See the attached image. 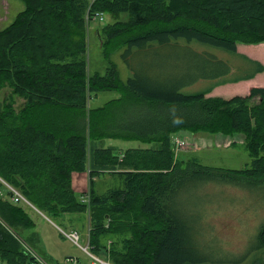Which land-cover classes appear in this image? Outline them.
<instances>
[{"label":"trees","instance_id":"16d2710c","mask_svg":"<svg viewBox=\"0 0 264 264\" xmlns=\"http://www.w3.org/2000/svg\"><path fill=\"white\" fill-rule=\"evenodd\" d=\"M21 1L25 9L0 30V91L10 90L0 101V264H31L35 254L52 262L36 223L23 203L12 202L4 182L61 228L74 215L86 220L90 250L115 264H264V221L251 250L231 261L222 242L226 254L204 244L212 240L204 239L200 221L205 207L182 204L188 196L196 202L198 190L212 184L251 193L264 207V87L230 99L209 96L219 86L253 79L264 66L246 57L256 66L251 75L184 94L186 69L176 65L182 58L175 54L172 66L168 55L171 48L186 53V42L234 55H242L238 44L264 43V0ZM101 14L112 18L98 30L105 75L90 74L87 58L88 25L101 24ZM120 52L131 73L127 82L112 61ZM190 54L188 70L207 64L205 54ZM101 92L119 97L92 106ZM17 99L24 101L19 109ZM185 132L245 137L251 166L222 169L191 159L184 168L174 161L173 137ZM106 140L151 147L121 151L105 147ZM86 171L91 188L78 194L72 174ZM106 176L123 187L98 193L95 181ZM79 222L70 227L81 230ZM20 241L37 253L26 254Z\"/></svg>","mask_w":264,"mask_h":264},{"label":"rangeland","instance_id":"374dc122","mask_svg":"<svg viewBox=\"0 0 264 264\" xmlns=\"http://www.w3.org/2000/svg\"><path fill=\"white\" fill-rule=\"evenodd\" d=\"M12 1L21 5V9L13 7L11 5ZM24 8L25 5L21 0H0V30L11 25ZM107 17L108 16L106 15L105 19H107ZM110 20L111 19L108 18L103 24L98 23L97 20H92L88 26L87 58L88 72L90 74L99 73L105 75L107 72V63L102 55L98 30L101 26L110 23ZM237 49L239 53L253 59L257 67L259 66L258 63L262 65L264 64V43L259 45L238 44ZM190 51L193 53L205 54L208 57V60H206L207 64L205 65L201 62H195L193 63V70H188L186 63L190 59ZM121 54V52L115 54L112 57V61L118 66L122 81L127 82L131 73ZM175 54H178L180 58H182V61L176 62V65H180L186 69V86L181 89V92L184 94H193L204 91L212 85L218 84V81L238 80L251 75L256 70V66L250 65L246 56L234 55L222 49L198 42H186V53L182 50L171 48L168 55L172 60V66L174 65L172 57ZM204 76L215 78H203ZM254 78L246 80L243 83H238L233 89L226 87L228 85L219 86L213 90V93L217 97H223L226 99L233 98L237 95L247 96L250 93L252 85H255V87H264V72L259 73L256 79ZM193 79H197V81L192 82ZM244 84L248 85L244 86ZM241 85L245 88L242 89L243 86L239 88ZM9 94L10 90L8 88L0 91V101L6 99ZM211 95L212 93L209 94V96ZM118 97V94L113 92H101L96 98L92 99L91 105L99 107ZM19 100L22 99H17L15 105H18L17 101ZM173 140L176 142V145H174V147H176L174 150V161L176 163H184V168L191 159H198L203 166L235 170L249 167L252 163L250 153L245 146V137L241 135L227 136L223 134H194L185 132L180 135H174ZM117 142L124 147V149H147L151 147V145H145L140 142ZM122 187L123 183L121 180L113 176L102 177L98 181L96 180L95 183V189L100 194L107 192L109 189ZM225 187H213L212 184H209L204 189L198 190L196 202L188 196L187 200L184 199L182 201V204H184V206L203 205L205 207L202 211L200 221L202 219L204 220L203 230L207 233V236L204 237V239L207 241L211 236L212 240L207 241L210 243L204 244H207L209 249L211 248L210 251L216 252L223 250L220 243L222 242L231 254H237L236 257L227 254L228 260L235 261L239 255L243 257L249 250H251V245L254 244V239L256 237L255 233L259 231L261 224L264 221V207L258 206L256 199L251 196V193L247 194L233 187L230 189ZM205 189H209L210 191L207 192ZM229 190H231L232 195L227 199L226 195ZM1 191L5 193L3 190ZM202 193L205 194V196L201 195ZM202 200H205L204 203ZM24 208L27 209L28 213L31 215H28V217L36 223V231L42 238L41 249L52 261L50 263L63 264L67 257H79L82 260H87L85 252L65 235L67 232L70 233L73 230L70 226H74L79 222V216L74 215L73 218L75 221L73 222L67 220L69 228H61L55 223V221L46 220V215L44 214L43 217L41 211L35 206L28 205ZM193 211L197 212L198 209H193ZM194 212H191V215H193ZM122 221V225H124L126 219L123 218ZM23 222L24 220H21L22 230L26 228V224L22 226ZM79 225H82L80 228L81 230L77 229L81 234L80 244L87 247L85 245L89 240L86 220L83 224L80 223ZM61 229H64L65 231ZM27 232L31 234L32 230L25 231V233ZM200 232L201 229L198 230V234ZM14 235L16 236V233H14ZM117 236L118 235L116 234L112 236L111 239H115ZM20 242L25 244L23 248L26 254H28V250L32 253H37L34 251L35 249L31 248L26 242ZM111 244L112 241H109L108 247H110ZM222 252L226 254L224 250ZM94 258L96 259L95 264H101L100 259L110 260L105 255L94 256ZM241 264H248V262L246 261Z\"/></svg>","mask_w":264,"mask_h":264},{"label":"crops","instance_id":"0c3cea01","mask_svg":"<svg viewBox=\"0 0 264 264\" xmlns=\"http://www.w3.org/2000/svg\"><path fill=\"white\" fill-rule=\"evenodd\" d=\"M24 3V2H23ZM11 5L13 6V7H15L16 9L18 8V9H21V5H19L18 3H16L15 1H12V3H11ZM25 5V4H24ZM25 9V8H24ZM105 17H106V15H104L103 16V19H101L102 21V23L101 24H103L104 22H106L107 20H108V18H110L111 20H110V22L112 21V18L110 17V16H108L107 17V19H105ZM89 26V25H88ZM239 53V52H238ZM239 54H241V53H239ZM242 55H244V54H242ZM244 56H246V55H244ZM247 58H249L248 56H246ZM250 60H252V61H254L253 59H251V58H249ZM264 65V64H263ZM107 69H108V67H107ZM258 75V74H257ZM257 75L255 76V78L254 79H256V77H257ZM240 82H244V81H240ZM240 82H237V83H227L226 85H228V86H226V87H228V88H231V89H233V87L235 88L236 87V85L238 84V83H240ZM257 86V85H256ZM252 87H255V85H252ZM116 94H118V93H116ZM214 93L212 92V95L211 96H215V94L213 95ZM118 96H119V94H118ZM98 99V98H97ZM97 99H95V100H97ZM23 100H19V101H17V103H18V105H16V108H20L21 106H22V104H23ZM91 103H92V100H91ZM103 106V105H102ZM117 141H120V140H106L105 141V147H109V146H113V147H116V148H118V149H120L121 151H125V150H127V149H124V147H122L121 145H119L118 144V142ZM122 142H126V141H122ZM133 142H137V141H133ZM90 175H89V171H86L85 173H78V172H74L73 174H72V187H73V189H74V191L76 192V193H78V194H85V193H87L89 190H90V188H91V185H90ZM99 179H97V181H98ZM96 182V181H95ZM88 242V241H87Z\"/></svg>","mask_w":264,"mask_h":264},{"label":"built area","instance_id":"2783aa9c","mask_svg":"<svg viewBox=\"0 0 264 264\" xmlns=\"http://www.w3.org/2000/svg\"><path fill=\"white\" fill-rule=\"evenodd\" d=\"M98 18L103 19V14L99 15ZM178 144H179V141H178ZM10 189L14 193L13 201L15 203H24L26 205L33 206L29 202V200L20 191H18L17 189H14L12 187H10ZM65 235L67 237H69L72 242L79 245L80 235L78 232L75 231V232H72L70 234L67 233ZM81 248L85 252V254H87L89 256L90 260L88 262L77 259V258H71V259H66V261L63 264H95L96 259L94 258V256H97V255L91 253V251L89 250V245H87V247H81ZM35 257H36V260L33 261L31 264H53V263L48 262L46 259L40 257L39 255L35 254ZM100 262H101V264H114L110 260H107V259H105V260L100 259Z\"/></svg>","mask_w":264,"mask_h":264},{"label":"bare ground","instance_id":"6f19581e","mask_svg":"<svg viewBox=\"0 0 264 264\" xmlns=\"http://www.w3.org/2000/svg\"><path fill=\"white\" fill-rule=\"evenodd\" d=\"M90 201V200H89Z\"/></svg>","mask_w":264,"mask_h":264}]
</instances>
